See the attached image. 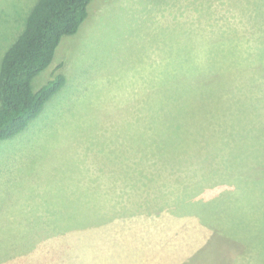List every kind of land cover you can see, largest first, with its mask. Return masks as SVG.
Segmentation results:
<instances>
[{"label": "rangeland", "instance_id": "1", "mask_svg": "<svg viewBox=\"0 0 264 264\" xmlns=\"http://www.w3.org/2000/svg\"><path fill=\"white\" fill-rule=\"evenodd\" d=\"M36 1L0 0V63ZM261 30L258 0H91L0 140V264H264Z\"/></svg>", "mask_w": 264, "mask_h": 264}, {"label": "trees", "instance_id": "2", "mask_svg": "<svg viewBox=\"0 0 264 264\" xmlns=\"http://www.w3.org/2000/svg\"><path fill=\"white\" fill-rule=\"evenodd\" d=\"M90 1L37 0L32 6L22 32L7 48L0 63V140L24 130L40 114L44 104L64 86L66 76L63 72L52 74L37 90L32 88V79L50 65L62 38L78 32L88 16ZM258 3H264V0H258ZM261 36H264L262 30L256 37ZM186 102L184 109L194 113L199 108L197 104L193 108ZM189 121L176 129H189ZM175 136L168 140L170 144L179 139ZM168 145L164 143V146ZM263 183L264 177L257 188L264 190ZM254 206L258 210L264 208ZM257 237L260 235L256 234L254 238Z\"/></svg>", "mask_w": 264, "mask_h": 264}]
</instances>
